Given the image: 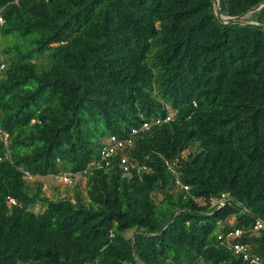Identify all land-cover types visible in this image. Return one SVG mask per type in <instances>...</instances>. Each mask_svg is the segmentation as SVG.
Returning <instances> with one entry per match:
<instances>
[{"label": "trees", "instance_id": "16d2710c", "mask_svg": "<svg viewBox=\"0 0 264 264\" xmlns=\"http://www.w3.org/2000/svg\"><path fill=\"white\" fill-rule=\"evenodd\" d=\"M262 1L217 0L221 17ZM0 8V264H247L217 239L233 228L264 260V7L237 23L213 0ZM143 122L78 176L85 194L43 191Z\"/></svg>", "mask_w": 264, "mask_h": 264}, {"label": "built area", "instance_id": "2783aa9c", "mask_svg": "<svg viewBox=\"0 0 264 264\" xmlns=\"http://www.w3.org/2000/svg\"><path fill=\"white\" fill-rule=\"evenodd\" d=\"M2 9L0 8V25L3 23L4 19L2 16ZM3 68V63L0 64V69ZM172 119L171 113H168L163 119L155 118L153 119L152 123H158L161 120L163 121H169ZM150 122H143L142 125L139 128H132L131 135L124 136V137H117L116 135L111 134L106 144L101 148V162L100 161H91L88 166L81 172H72V171H65L56 174L54 177L58 179L59 181L67 184H71L78 176L84 175L88 171V167L91 166H102L103 164L105 166L110 165L111 163V157L118 151L123 148H125L128 145L132 144V134H135L140 128L147 129L150 126ZM8 137V133L4 131L0 127V139L4 142V145H6V140ZM8 155V151H6L5 156ZM119 165L123 168V171L128 173L131 169L135 168L137 172H140L141 170H145V165H137L135 163H129L126 159V157H121ZM28 177H30L29 173H26ZM184 189H187V185H183ZM10 201L12 203H15V200L13 198H10ZM211 204H218L219 206H222L225 204V194H221L220 198H211L210 199ZM254 229L256 232L263 231L264 232V222L261 220H257L254 224ZM242 234V230L240 228H233L229 229L227 231L219 232L217 234V239L219 240L220 244L225 246L227 249L232 250L235 254H240L244 261L247 262V264H264V260L260 258L255 253L250 252V246L247 243L240 242L239 237Z\"/></svg>", "mask_w": 264, "mask_h": 264}, {"label": "rangeland", "instance_id": "374dc122", "mask_svg": "<svg viewBox=\"0 0 264 264\" xmlns=\"http://www.w3.org/2000/svg\"><path fill=\"white\" fill-rule=\"evenodd\" d=\"M75 182H76L75 184L78 183L79 189L85 194V192H84V180H80V177H77ZM66 186H67L66 184H63V182L59 181L56 178L45 177L43 179L42 189L46 194L53 196L57 193V191L64 193L65 192L64 189H66ZM230 222L232 223L233 219H230Z\"/></svg>", "mask_w": 264, "mask_h": 264}, {"label": "water", "instance_id": "95a60500", "mask_svg": "<svg viewBox=\"0 0 264 264\" xmlns=\"http://www.w3.org/2000/svg\"><path fill=\"white\" fill-rule=\"evenodd\" d=\"M213 4H214V7H215L216 15H217V16L221 19V21L224 22V23H237V22L241 21V18H242L244 15H246L247 13L252 12V11H255V10H258V9L264 7V1H262V3H260L259 5L253 7L252 9H250L249 11H247V12L244 13V14H241V15H238V16H232V17H221V12H220V8L218 7V2H217V0H213Z\"/></svg>", "mask_w": 264, "mask_h": 264}]
</instances>
